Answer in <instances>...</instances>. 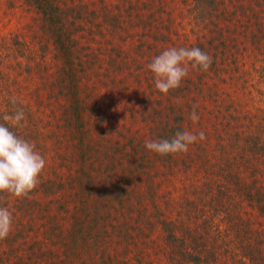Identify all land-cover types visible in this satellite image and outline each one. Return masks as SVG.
Segmentation results:
<instances>
[{"label":"rangeland","instance_id":"374dc122","mask_svg":"<svg viewBox=\"0 0 264 264\" xmlns=\"http://www.w3.org/2000/svg\"><path fill=\"white\" fill-rule=\"evenodd\" d=\"M56 2L61 43L45 40L40 15L26 0H0V36L17 35L39 54L41 45L50 47L49 67L28 77L15 67L13 79L22 83L18 95L23 91L44 117L39 127L50 136L44 137L43 176L53 180L51 193L31 194L40 205L19 204L17 197L6 204L13 224L0 240V264H264V206L258 203L264 163L253 161L245 141L234 144L236 122L229 120L235 116L240 131L252 132L264 109V87L253 85V53L243 50L239 69L203 83L199 70L189 67L180 86L165 95L148 64L166 49L197 46L207 33L179 0H158L163 11L145 10L138 25H130L121 0ZM114 14L118 30L110 24ZM64 67L77 77L76 93L55 84ZM74 93L88 129L78 138L60 120L69 105L65 96ZM185 130L206 138L186 153L160 155L145 147L146 140H171ZM81 139L95 161L94 183L113 190L105 197L56 186L80 172Z\"/></svg>","mask_w":264,"mask_h":264},{"label":"trees","instance_id":"16d2710c","mask_svg":"<svg viewBox=\"0 0 264 264\" xmlns=\"http://www.w3.org/2000/svg\"><path fill=\"white\" fill-rule=\"evenodd\" d=\"M121 1L130 25L140 24L139 19L142 21L145 10L154 13L156 7L160 10L162 9V11L164 7V5L158 3V0ZM26 3L29 5V10L34 12V8L37 9L36 13L40 15L41 21L39 23L41 25L40 29L47 35L45 40L50 42L51 38H53L55 42L61 43L60 40L63 33L59 31L60 25L58 24L62 20V9L56 0H26ZM179 4L180 6L183 4L188 13L196 15V26L199 29L202 28L207 31L204 36H198L199 42L197 46H194L200 48L212 58L208 71L198 69V77L201 83L207 78H212V76L221 78L224 72H233L239 69L240 65L237 58L242 55L243 50H246L247 53H253V77L257 78V80L253 78V85L259 89L264 87V0H179ZM114 7L117 11L121 6L115 5ZM110 24L118 30L119 21L116 14L113 15L112 20L110 18ZM55 26H57V31L53 29ZM50 33L51 36H49ZM19 38L17 35L0 36V57L3 55L1 57L2 61L0 60V123L9 127L10 131L17 136L34 143L36 150L46 158L48 142L44 140V137L46 135L50 136V133L47 130L42 132L39 127V124H45L44 117L41 118L38 115L35 104L28 102L27 95L23 91L18 95V83H21V80L17 76L13 79V70L16 67V72L19 70L20 75L28 77L27 73L31 74L34 70H43L49 67L50 64L47 62L46 57L50 52V47L41 45V54H39L31 48L29 43ZM63 48L64 51L67 50L65 44H63ZM57 57L60 58V54ZM61 70H63L65 76L56 80L55 84L62 89L61 83H64L63 88H70V92L73 90L76 93L77 90H80V85L77 84V81L75 82L77 77L71 73V70L68 72L66 67L61 68ZM13 86L15 87L14 91L11 90ZM209 87L213 88V86ZM196 89H198V86ZM75 93L71 96H65L69 101V105L65 104L63 106L62 109L65 115L62 114L60 120L64 117L66 123L63 127H69L73 137L78 138L79 135H87L88 129L84 128L86 124L80 115V108L76 105L81 97ZM60 94H66V92L63 91ZM13 100H15V103H13ZM19 110L24 112V120L20 126H15L10 121L4 120L5 115L11 116ZM230 118L229 120L236 122L232 133L234 144L239 146L242 141H245V144H249V146L246 144L247 148L250 149L246 151L253 153V161L264 163V109H258L256 114L257 124L251 125V128L253 127L252 132L240 131L239 129L242 127L239 126L240 119L233 115ZM229 120L227 121L228 125L232 126L233 123ZM79 122L83 123L81 125L83 128L81 133H79L77 126ZM227 122L223 126L227 125ZM48 125L49 123L46 124V127ZM247 125H244L245 128ZM75 128L77 131H75ZM54 136L57 135L54 133ZM219 137L220 141L224 140L220 133ZM56 140L58 139L55 138L54 141ZM87 144L86 140L81 139L77 145L78 153L82 154V156L78 154V157L83 160L82 167L79 168L81 169L80 172L76 176H72L68 182L62 179L63 181L57 183L56 186L63 187V185L67 186L68 184L72 189L78 190L77 192L83 193L89 198L105 197V194L112 193L113 190L108 186L101 184L100 186L98 183V191H96L97 185L94 183L95 178L92 175L95 161L90 162L92 156L89 154L91 152H89ZM58 156H60V153L54 156L55 160ZM257 170L258 167H255L253 172L256 173ZM55 175L58 176L57 174ZM52 182V179H45L42 172L35 189L27 196L17 198L19 204H22V202H34L36 205H40V197L35 195V198H31V194L33 192L38 194L41 189L42 194L45 192L51 193ZM262 195L263 198L258 203L264 206V191ZM10 196L12 195L8 193H0V207H5L10 200L16 198H10Z\"/></svg>","mask_w":264,"mask_h":264},{"label":"clouds","instance_id":"9594fccd","mask_svg":"<svg viewBox=\"0 0 264 264\" xmlns=\"http://www.w3.org/2000/svg\"><path fill=\"white\" fill-rule=\"evenodd\" d=\"M211 63L212 58L198 47H172L154 57L148 68L154 74L155 88L167 95L188 76L189 67L208 71ZM190 119L193 123L199 120L195 109ZM4 120L20 126L24 112L19 110L11 116L5 115ZM205 138L202 131L198 134L187 130L177 131L171 140H146L145 147L160 155L186 153L190 145ZM45 167L46 160L36 150L34 143L17 136L9 127L0 123V193H8L17 198L27 196L37 186ZM12 224V213L7 207H0V240L7 238Z\"/></svg>","mask_w":264,"mask_h":264}]
</instances>
